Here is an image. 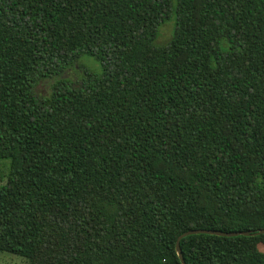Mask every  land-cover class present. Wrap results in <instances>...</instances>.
<instances>
[{
	"label": "trees",
	"instance_id": "16d2710c",
	"mask_svg": "<svg viewBox=\"0 0 264 264\" xmlns=\"http://www.w3.org/2000/svg\"><path fill=\"white\" fill-rule=\"evenodd\" d=\"M1 160L0 252L27 264H180L185 231L264 229V0H0Z\"/></svg>",
	"mask_w": 264,
	"mask_h": 264
},
{
	"label": "rangeland",
	"instance_id": "374dc122",
	"mask_svg": "<svg viewBox=\"0 0 264 264\" xmlns=\"http://www.w3.org/2000/svg\"><path fill=\"white\" fill-rule=\"evenodd\" d=\"M171 30V25L170 24H165L162 26L160 29L159 37L156 38V42H163L169 37V33ZM158 44V43H157ZM83 62L85 63L87 69L90 72H99V67L98 64L93 61L90 58H83ZM78 74L79 72L77 70H69L67 74L65 75L66 78H68L71 82L77 81L78 79ZM48 83H42L38 85L37 92L41 94H46L48 91ZM9 171V164L7 160H1L0 161V185L4 184L8 175ZM257 250L261 253H264V245L258 244L257 245ZM0 264H27V261L21 257L0 252Z\"/></svg>",
	"mask_w": 264,
	"mask_h": 264
},
{
	"label": "water",
	"instance_id": "95a60500",
	"mask_svg": "<svg viewBox=\"0 0 264 264\" xmlns=\"http://www.w3.org/2000/svg\"><path fill=\"white\" fill-rule=\"evenodd\" d=\"M198 234H204V235H214V236H219V237H235V236H257V235H263L264 236V229H258L254 232L251 231H240V232H229V233H224V232H219V231H211V230H188L183 233H181L175 240L174 244V249L176 256L178 258V261L180 264H184V261L182 259L181 251L179 248V241L190 235H198Z\"/></svg>",
	"mask_w": 264,
	"mask_h": 264
}]
</instances>
